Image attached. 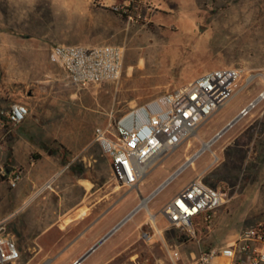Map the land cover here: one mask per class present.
<instances>
[{
  "label": "rangeland",
  "instance_id": "374dc122",
  "mask_svg": "<svg viewBox=\"0 0 264 264\" xmlns=\"http://www.w3.org/2000/svg\"><path fill=\"white\" fill-rule=\"evenodd\" d=\"M28 2L23 9V32L32 42L49 49L46 67L66 82L60 97L54 98L60 104L54 106L52 119L36 121L28 116L16 131L46 146L69 145L82 151L76 161L78 176L87 178L95 191L120 193V201L104 216L103 223L116 227L138 209L82 264H173L167 247L178 249L183 256L179 264H187L190 253L197 252L199 245L231 244L245 228L264 223V101L214 139L264 89V0H174V8L159 0H137L132 21L120 15V32L118 24H111L114 15L109 11H99L102 16L98 17L89 8L73 7L74 0ZM114 2L103 0L107 9ZM172 10L175 12L171 15ZM60 43L125 46L120 81L70 85L52 55ZM32 56L29 53L24 59L28 62ZM222 67L243 69L240 86L250 76L254 78L252 85L161 160L138 188L120 186L110 158L97 141V129L112 131L110 125L133 107ZM200 152L199 158L159 191ZM199 175L211 187L227 193V199L212 224L196 225L194 237L179 240L182 233L172 228L162 209ZM149 212L156 215L164 239L147 243L141 239V232L154 233ZM98 215L95 213L92 220ZM49 236L54 240L62 235L56 227ZM18 248L20 259L16 264H64L68 257L65 246ZM46 257L51 260L45 262Z\"/></svg>",
  "mask_w": 264,
  "mask_h": 264
},
{
  "label": "built area",
  "instance_id": "2783aa9c",
  "mask_svg": "<svg viewBox=\"0 0 264 264\" xmlns=\"http://www.w3.org/2000/svg\"><path fill=\"white\" fill-rule=\"evenodd\" d=\"M136 2L131 0L129 4L116 5L113 10L132 21ZM125 52V46L114 44H58L53 48V57L70 85L86 87L119 82L123 74ZM243 77L244 70L237 67L205 72L181 88L133 107L114 126L110 125L112 131L97 129V141L110 158L115 179L120 186L138 188L161 160L197 133L236 94L252 85L254 78L250 76L240 86ZM263 101L264 89L233 120L247 117ZM29 114L27 105L14 103L4 116L8 123L17 126L24 123ZM2 126L3 122L0 121V128ZM201 154L197 153L188 159L162 186L171 183ZM21 180L22 173L15 172L8 180V185L16 188ZM226 199L227 193L211 187L199 175L163 207L162 213L173 229L194 237L196 225L212 224L217 210L225 204ZM149 214L154 233L142 231L141 239L147 243L155 238L164 239L156 215ZM167 251L173 264L183 261L178 249L167 247ZM19 259L16 241L0 224V264H16ZM187 264H264V229L260 224L247 227L236 241L225 246L199 245L197 252L190 253Z\"/></svg>",
  "mask_w": 264,
  "mask_h": 264
},
{
  "label": "crops",
  "instance_id": "0c3cea01",
  "mask_svg": "<svg viewBox=\"0 0 264 264\" xmlns=\"http://www.w3.org/2000/svg\"><path fill=\"white\" fill-rule=\"evenodd\" d=\"M130 1L115 0L111 9L104 7L103 0H74L72 5L89 8L98 17L102 16L99 11L111 12V24H118L120 32L121 16L113 7ZM159 2L175 7L174 0ZM28 3L0 0V114L7 113L14 103H23L29 108V118L39 121L53 118L54 106L60 104L54 98L60 97L66 81L46 67L49 49L32 42L23 32V9ZM29 53L33 56L27 62L24 56ZM0 121V224L19 247L65 246L68 257L64 264H75L115 227L102 219L117 206L120 193L95 191L87 178L78 176L76 161L82 151L69 145L46 146L16 131L23 123L14 126L1 117ZM15 172L22 173V180L10 188L8 180ZM95 213L99 215L92 220ZM56 227L62 236L53 240L49 233ZM127 233L121 234L120 240ZM50 260L46 257L45 262Z\"/></svg>",
  "mask_w": 264,
  "mask_h": 264
},
{
  "label": "water",
  "instance_id": "95a60500",
  "mask_svg": "<svg viewBox=\"0 0 264 264\" xmlns=\"http://www.w3.org/2000/svg\"><path fill=\"white\" fill-rule=\"evenodd\" d=\"M237 123V120H233L231 123H229L216 137L215 139L222 137L231 127H233ZM164 186L159 188V191L162 190ZM143 200H145L142 197ZM137 212H133L131 215H129L127 218H125L118 226H116L108 235H106L101 241H99L94 247H92L83 257H81L75 264H82L84 260L92 253L94 252L102 243H104L109 237H111L118 229H120L129 219L132 218V216Z\"/></svg>",
  "mask_w": 264,
  "mask_h": 264
},
{
  "label": "trees",
  "instance_id": "16d2710c",
  "mask_svg": "<svg viewBox=\"0 0 264 264\" xmlns=\"http://www.w3.org/2000/svg\"><path fill=\"white\" fill-rule=\"evenodd\" d=\"M117 14H120V13H117ZM0 117L2 118V119H6V117L4 116V115H2V114H0ZM197 226H200L199 225V223H198V225ZM260 227L262 228V229H264V223H261L260 224ZM190 238L187 236V235H185V234H182L180 237H179V240H189Z\"/></svg>",
  "mask_w": 264,
  "mask_h": 264
}]
</instances>
